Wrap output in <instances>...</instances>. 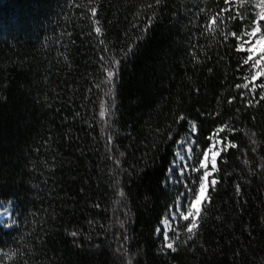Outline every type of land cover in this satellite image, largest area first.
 <instances>
[{
    "label": "trees",
    "instance_id": "1",
    "mask_svg": "<svg viewBox=\"0 0 264 264\" xmlns=\"http://www.w3.org/2000/svg\"><path fill=\"white\" fill-rule=\"evenodd\" d=\"M147 4L155 0H0V201L13 200L17 217L0 225V264H264V100L257 88L247 106L250 66L238 68L246 56L223 39L255 16L241 0H160L145 32ZM226 7L243 21L206 30ZM101 39L112 51L139 41L116 81L114 148L99 117L108 89L95 87ZM181 113L196 120L202 148L225 121L238 147L218 158L198 235L185 244L181 228L177 251L158 254L173 196L161 182L174 140L164 141L187 134ZM114 159L129 175L113 176Z\"/></svg>",
    "mask_w": 264,
    "mask_h": 264
},
{
    "label": "snow or ice",
    "instance_id": "2",
    "mask_svg": "<svg viewBox=\"0 0 264 264\" xmlns=\"http://www.w3.org/2000/svg\"><path fill=\"white\" fill-rule=\"evenodd\" d=\"M72 0H69L71 6ZM225 5L229 4V0H224ZM160 0H155V5L147 4L144 6L146 11L152 12L150 16H147V24L144 31L147 32L148 28L152 26L157 19V13L152 11L156 6H159ZM79 5H77L78 7ZM258 11L255 13V19L251 21V27L249 29H242L239 34L236 31L229 33H223V39L227 41L229 36L236 40V52L246 56V59L242 60L239 67L249 65L251 70V81H248V77L245 76V84L243 88L248 90L252 99L247 100V106H253V99L255 98L257 88L260 89V100H264V83L257 84V80H264V0H259L256 5ZM201 12L205 9H201ZM233 9L226 7L221 9L216 15H213L206 25V30L216 32L220 30L217 26V21L227 27L226 20L239 19L241 22L244 17L241 15L239 9L235 10V15L231 13ZM90 13L93 18L94 32L97 35H103L102 29L99 26V20H96L97 8L91 7ZM226 14H228L226 16ZM139 41L135 44L128 45L127 49H120L119 51H112V49L104 46L103 39L99 41L101 45L99 69L103 74L104 79L101 83H97L95 87L100 90L106 87L108 91L105 96L108 99H102L100 101L99 117L101 123L105 125L104 131L106 133V147L112 145L114 148V136L111 132V125L115 123V108H116V81L120 78L122 66L125 65L128 60L135 55L136 47ZM191 55L195 57V52ZM211 71V69L209 70ZM251 84V87H249ZM237 89L241 88V85H236ZM198 91V89H197ZM233 98H229V103ZM241 99H245V93L241 92ZM257 103L259 101H256ZM203 115V113H201ZM215 115H218L215 114ZM181 122L187 124V134H181L178 130L168 131L167 140L164 141L165 145L174 140L172 147V154L167 168L165 169L166 179L162 181V187L167 191L169 187L173 190L172 202L168 204L167 214L162 218L160 225L156 228L157 235H162L164 243L158 250V254H167L168 251L175 253L177 251L176 244L179 242L180 231L183 228L184 234L187 236L188 241L193 240L199 232V228L202 226V221L207 218V212L211 206V196L208 194L210 191L214 192L220 183L218 179L219 168L218 158H222L223 154L232 148L238 146L228 139V136L234 134L237 129L231 127L228 121L216 126L211 133L206 137L208 144L206 147H201L197 141L196 136L199 132V127L196 120L188 119L183 113L176 119V124L180 125ZM157 135H163L161 130H156ZM175 136L178 138L174 139ZM228 134V135H225ZM110 151L112 149H109ZM256 149L253 148V151ZM123 157L124 153H120ZM264 159V158H262ZM226 162V161H225ZM116 168L113 170V176L117 172H121L125 175H129L127 169H123L119 159H114ZM261 170H264V164L261 166ZM236 191H241L239 183L236 185ZM124 192H120V196L124 197ZM99 207V205H96ZM0 215L5 216L9 220V224L5 227H11L16 223L17 217L15 213L14 201L9 199L8 201H0ZM123 227V224H121ZM73 239L77 238V233L73 231L71 233ZM124 240L128 237L125 235Z\"/></svg>",
    "mask_w": 264,
    "mask_h": 264
},
{
    "label": "rangeland",
    "instance_id": "3",
    "mask_svg": "<svg viewBox=\"0 0 264 264\" xmlns=\"http://www.w3.org/2000/svg\"><path fill=\"white\" fill-rule=\"evenodd\" d=\"M241 1H244V2L249 4L250 9L252 10V12L255 16V13L258 11V9L256 8V5L259 3V0H241ZM250 27H251V22L246 27V29L250 30ZM8 221L9 220L5 216L0 215V225L5 224Z\"/></svg>",
    "mask_w": 264,
    "mask_h": 264
}]
</instances>
